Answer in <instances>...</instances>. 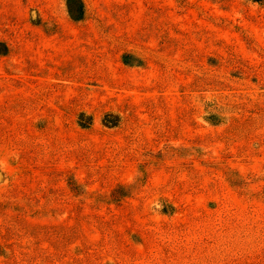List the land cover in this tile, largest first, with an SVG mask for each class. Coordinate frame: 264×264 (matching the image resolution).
<instances>
[{"label":"rangeland","instance_id":"1","mask_svg":"<svg viewBox=\"0 0 264 264\" xmlns=\"http://www.w3.org/2000/svg\"><path fill=\"white\" fill-rule=\"evenodd\" d=\"M263 109L264 2L0 0V264H264Z\"/></svg>","mask_w":264,"mask_h":264},{"label":"trees","instance_id":"2","mask_svg":"<svg viewBox=\"0 0 264 264\" xmlns=\"http://www.w3.org/2000/svg\"><path fill=\"white\" fill-rule=\"evenodd\" d=\"M256 3H263L264 0H253ZM7 50V49H5ZM5 52V51H4ZM134 57L129 54V53H124L122 55V62L124 65L130 66L132 63V60ZM214 105H210V107H212ZM231 108V107H230ZM264 110V109H263ZM264 112V111H263ZM227 113L225 112H220V111H215V110H211V109H206L204 115L202 116V119L209 125L211 126H223L226 123L227 120ZM93 122V116L92 115H88L85 113H80V115L78 116V124L82 127V128H87L90 124H92ZM45 123V122H43ZM104 123L110 127H117L118 123L117 121H115V119H113L111 117L110 114L105 115L104 117ZM34 127L38 132H42L46 127H44L39 121L36 122V124L34 123ZM4 142L1 143L0 141V146L4 148V150H8L7 146H11L12 142H7L9 140V138H12V134L9 135H5ZM5 154V153H4ZM73 188H79V185H77L76 183L72 184V189ZM122 192L120 193V196L118 197L119 202L122 201L124 198L127 197V195L125 194V190L127 189L124 186H120L119 187ZM163 213L164 214H175L176 213V207L174 205H164V209H163ZM10 245L6 247V249H9ZM16 253V251H14V254ZM17 255V254H16Z\"/></svg>","mask_w":264,"mask_h":264}]
</instances>
